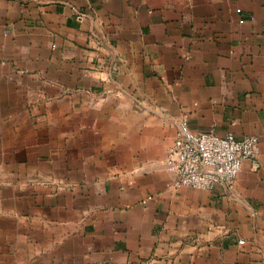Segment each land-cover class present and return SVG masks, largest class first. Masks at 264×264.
<instances>
[{
  "label": "crops",
  "instance_id": "crops-1",
  "mask_svg": "<svg viewBox=\"0 0 264 264\" xmlns=\"http://www.w3.org/2000/svg\"><path fill=\"white\" fill-rule=\"evenodd\" d=\"M181 121L256 137L232 189ZM0 264H264V0H0Z\"/></svg>",
  "mask_w": 264,
  "mask_h": 264
},
{
  "label": "built area",
  "instance_id": "built-area-1",
  "mask_svg": "<svg viewBox=\"0 0 264 264\" xmlns=\"http://www.w3.org/2000/svg\"><path fill=\"white\" fill-rule=\"evenodd\" d=\"M257 139L251 135H218L213 131H195L181 121L167 155L175 171L174 186L213 189L223 185L232 189L245 159L255 161Z\"/></svg>",
  "mask_w": 264,
  "mask_h": 264
}]
</instances>
